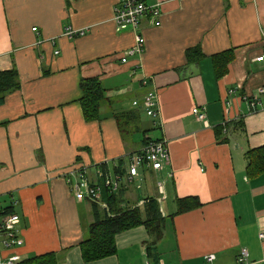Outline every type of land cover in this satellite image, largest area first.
Segmentation results:
<instances>
[{"label": "crops", "instance_id": "0c3cea01", "mask_svg": "<svg viewBox=\"0 0 264 264\" xmlns=\"http://www.w3.org/2000/svg\"><path fill=\"white\" fill-rule=\"evenodd\" d=\"M143 1L161 5V25L144 17L133 32L113 22L118 0H0V72L15 69L18 78L0 100V225L11 210L23 241L7 249L1 234L0 259L53 254L57 264H144L154 244L161 264H237L241 248L252 264H264V61H256L264 53V0ZM67 27L77 35L64 36ZM137 35L144 52L122 63ZM195 48L203 58L188 63ZM228 51L232 60L217 78L212 58ZM92 78L106 95L99 118L86 121L80 82ZM148 92L157 97L155 118L132 105ZM148 140L165 141L170 160L158 172L139 170L137 182H150L140 198L126 185L127 160ZM121 163L122 207L156 201L162 236L153 240L143 225L122 231L115 255L85 263L79 245L93 204L77 201L67 178L83 167L100 183L99 165L114 175ZM185 198L200 206L177 214ZM105 206L100 197L98 208Z\"/></svg>", "mask_w": 264, "mask_h": 264}, {"label": "trees", "instance_id": "16d2710c", "mask_svg": "<svg viewBox=\"0 0 264 264\" xmlns=\"http://www.w3.org/2000/svg\"><path fill=\"white\" fill-rule=\"evenodd\" d=\"M232 51L223 52L212 58L215 69V76L221 77L227 71V64L232 60ZM187 62H198L203 58L200 48L188 50L186 52ZM18 88V78L15 69L0 72V100L6 94ZM82 93L80 105L86 121H94L99 118V110L105 100V89L98 79H84L80 82ZM146 143V142H145ZM264 152V151H263ZM264 157V155H263ZM254 158L251 159V162ZM122 163L117 168L120 179L124 178ZM103 174L99 177L101 186V200L106 204L105 209L100 210L97 204H93V222L88 227L87 237L79 245L82 259L85 263L95 262L116 254L115 236L125 230L143 225L148 230L153 240H158L162 236L163 219L158 209L156 201L148 199L142 207L126 206L123 199V186L117 192H112L104 186L103 178L106 174L105 165L98 166ZM199 202L195 198H185L177 201V214L198 208ZM13 214L6 211L5 215ZM146 258L154 264H159V256L154 244L146 247ZM19 264H57L56 256L53 254L34 257Z\"/></svg>", "mask_w": 264, "mask_h": 264}, {"label": "built area", "instance_id": "2783aa9c", "mask_svg": "<svg viewBox=\"0 0 264 264\" xmlns=\"http://www.w3.org/2000/svg\"><path fill=\"white\" fill-rule=\"evenodd\" d=\"M161 5H148L143 0H118L113 13V22L119 31H133L139 30V22L141 18L147 17L150 25L154 27H159L161 25ZM33 32L36 28L32 29ZM63 35L68 38H73L77 35V32L67 27ZM145 49V40L143 36L137 35L134 41L133 47L121 55V62L125 63L127 57L134 55H141ZM57 54V52H55ZM257 62L264 61V53L260 57L256 58ZM147 80L142 81V85H147ZM261 94H264V88L260 90ZM133 107H139L142 105L145 114L150 118H155L158 115L157 112V97L154 92H148L142 103L135 102L132 104ZM141 107V106H140ZM192 114L199 121H204V112L199 111L197 108L192 110ZM170 156L169 151L166 146L165 141H147L145 145L140 149V152L130 155L127 160V170L126 176L129 180L127 183H132L135 179L139 178V170L144 169L149 171L150 169L154 171H160L169 163ZM103 174L100 173L98 178ZM104 186L111 190L112 192H117L120 189V184L124 179H115L113 174L106 172L103 178ZM67 183L69 184L70 190L77 201H89L95 204H99V199L101 197V186L100 183L96 181H91L83 167L78 170H74L69 174L67 178ZM159 189L158 193H163L162 183H158ZM19 216L16 214L6 215L0 225V235L5 236L3 244L7 249H15L21 247L23 244L22 239L18 235V224ZM260 240L264 241V231L260 232L258 235ZM205 260L209 263L215 260L214 255H207ZM21 261L19 255L12 254L7 259H0V264H19ZM237 264H252L249 260V252L245 248H241L237 254L236 258ZM144 264H154L152 261L147 259ZM161 264V263H159Z\"/></svg>", "mask_w": 264, "mask_h": 264}, {"label": "rangeland", "instance_id": "374dc122", "mask_svg": "<svg viewBox=\"0 0 264 264\" xmlns=\"http://www.w3.org/2000/svg\"><path fill=\"white\" fill-rule=\"evenodd\" d=\"M137 137V136H136ZM167 166V165H166ZM165 166V167H166ZM137 181H139V179L138 180H136V181H133L132 183H127L126 185H128V188L133 192V193H135V195H136V193H137V196H139L140 198H143L144 197V195H145V187H144V185L146 184L147 186H150V182L149 181H145V182H143V183H141V182H137ZM121 185V184H120ZM155 185V184H154ZM121 187V186H120ZM154 188H155V186H154ZM155 193L157 194V191H156V188H155ZM92 203V202H91ZM92 204H95V203H92Z\"/></svg>", "mask_w": 264, "mask_h": 264}, {"label": "bare ground", "instance_id": "6f19581e", "mask_svg": "<svg viewBox=\"0 0 264 264\" xmlns=\"http://www.w3.org/2000/svg\"><path fill=\"white\" fill-rule=\"evenodd\" d=\"M135 102H138V103H142V102H140V101H133V103H135ZM132 103V104H133ZM147 142V141H146ZM138 152H140V150L138 151ZM138 152H136V153H138ZM136 153H134V154H136ZM134 154H132V155H134ZM152 170V169H151ZM152 171H154V170H152ZM161 171V170H160ZM155 172H158V171H155ZM114 177H115V179H120V176L118 175V174H114ZM129 179L127 178V181H128ZM136 180V179H135ZM134 180V181H135ZM14 214V213H13ZM21 262V261H20Z\"/></svg>", "mask_w": 264, "mask_h": 264}]
</instances>
